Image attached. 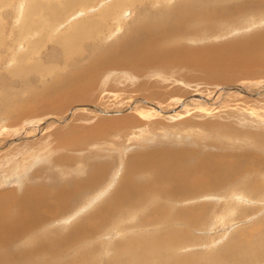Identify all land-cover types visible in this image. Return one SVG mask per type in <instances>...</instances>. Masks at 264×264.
Instances as JSON below:
<instances>
[{
    "label": "bare ground",
    "instance_id": "1",
    "mask_svg": "<svg viewBox=\"0 0 264 264\" xmlns=\"http://www.w3.org/2000/svg\"><path fill=\"white\" fill-rule=\"evenodd\" d=\"M0 1L2 3H6L7 0H0ZM90 1L91 0H59V1L58 0H38V1L28 0L29 7L27 11L29 14H32L31 16H33L34 18L31 16L30 18L34 20L43 19L45 22H50V24L53 22H56L57 25L61 23V21L65 22V26L68 27L71 33L74 32V35L76 37V34L79 33V29L83 26L81 24L80 25H77L75 23L71 24L69 23L67 19L75 11L74 9L76 8L80 9V7L85 8ZM98 1L99 0H93L89 4V6L93 5L94 3ZM204 2H206V4L208 5H210L211 3H215L216 5L219 6V3L215 2V0H204ZM263 2L264 0H261V1L247 0V2H244V0H240L238 1L237 4L229 6V9L231 11L229 10L227 11V16H226L227 20H233L234 11L241 13V19L237 21V26L239 29L235 27L234 36L241 35V31H244L241 28H243L244 26H248L250 29V27L255 25V23L264 22V15H263L264 6H262ZM188 5L190 8H192V10L180 8L176 13L173 12V17L171 19L165 20L163 17L164 16L163 14L156 15L155 17L153 16L149 17L150 21L152 19L159 21L162 26L161 28L157 27L156 24H153L155 20L152 22H148V21L142 20L141 18H138L137 20L134 19L136 20V22L134 21L135 23L133 25V28L137 31V33L133 35L131 39L128 41L122 42L116 46L110 45L107 55L105 57L99 55V57L96 59L97 57L96 56L95 60L90 61L89 64L87 63L85 64L86 61L83 62L85 59H84V56L82 55L83 54V51H82L83 48L81 44L82 41L80 42L81 37H84L82 33H79L81 34V36L80 38L74 39L75 41L68 40V42H63L60 39L56 40L55 43L57 44L60 42L58 46H60L62 49L61 51L59 50V48L57 49L59 51L55 54V56H58V59L56 58L52 59L53 60L52 62L54 63L55 61V63L56 62L59 63V60L63 61L64 62L63 64L66 67L64 68V70H62L59 73L53 72L50 83H47L45 81L46 83L44 84L43 88H41L42 90L40 91L36 89L34 91H31L32 89L28 90L27 95L30 98V100L25 105L24 103H21L22 101L20 102L19 100H20L22 93L26 91V88H23L22 86L24 82L21 81L22 82L21 84L19 81L20 79L24 78L22 75H25V74L27 75L28 73L31 72L30 70L31 68L25 67L22 65V63L24 62V59L27 58L25 55L17 56L18 59H17L16 65L13 66V68L11 67L9 70H7V72L11 74L12 77L19 79L18 83L15 86L17 88L19 85H21V89L19 90L16 89L17 93L15 94V96H10L9 94L2 91L5 85H3V83H0V111L1 113H8L10 110L12 111V114H11L12 121L10 123L11 125L19 121V119L21 118L20 114L22 115V113H17L18 110H21V111L23 109L30 110L31 108H28L31 106L30 104H32L33 110L28 112V117H30V115L33 116L34 114L40 111H46V110H48V112L50 111V113L53 112L59 115L60 112H63V110H65L68 106L74 103H83V102L89 103L92 99V95L91 97L89 95L90 91L94 92V89L96 90L99 87L98 84L96 83V77L99 76L100 74L107 73L108 71L115 72L113 73L115 78L113 79L112 77L113 80L111 82H105V84H107L106 90H108L107 91L108 93L114 94L113 91L121 92L123 88L122 86H124L125 84L123 82V78H128L129 80L128 83H134V84L136 83L137 87L141 89H146V88L151 89L150 92L145 93L141 95L140 97H143V98L145 97L147 100L149 99V101H153V102H156L158 105L159 104L161 105L169 101L168 99L163 101L162 98L166 96L165 92H169L173 88V86L170 84L171 81H169L168 83L163 78H161L157 82L154 83L153 87L149 86L148 84L143 83L142 80H140L138 77L147 75L146 78L149 79L150 77L154 75V72L143 71L142 70L143 67H149V66L156 65V66H153V69H155V68H158L157 66L159 65L160 69L166 68V70L170 72H173L176 70L180 76H182L184 73H189V77H192V82L197 85H200L198 83V80L196 79L199 71L204 70L206 72H209L211 70V67L216 66L220 68L217 70L216 76H215V81L218 83L214 84L215 90L212 91V89H208L205 91V92H211L209 93L208 97H202V98L199 97L201 99L200 102L203 105L206 104V105L212 106V103L215 102V96H214L215 94L217 95V97L224 99V97L227 95L231 96L233 91L235 92L240 91L239 92L240 94L243 93L247 95L248 97L250 94H255V95L257 94L258 97L256 96L257 98H254V99H245V98L243 99L241 97H237V95L236 96L234 95L236 98L235 100H233V104H234L233 110L231 108H222L221 110H225V111H223L222 113L221 111L219 112L220 113L219 117L221 118L220 121H214L213 123L208 122V121L197 123V122H194L193 119H189L190 122H188L187 120H183L179 123L170 125L168 128H165V132H163V129H161V131L165 134L170 133V132H172L173 134L175 133L182 134L183 132L185 136L194 135L195 137H200L205 140L213 139V140L219 141L220 138H224L222 139L224 141L226 139L224 143H229V145L232 147L237 146L238 144H242V143H238V142L230 143L227 140H232V141L234 139L239 140L237 139L239 137H243L249 141H253L255 139H261L262 144H255L252 142L253 146L250 149L254 153H255V150L257 152H262L264 150L263 148L264 147V134L257 133V132L253 133L254 131L253 132H249V131L239 132L238 130H234V129H233L234 131H232L229 129L230 128L229 125H231L230 122L237 119L236 117L238 116L234 112H237L238 108L247 109L250 106L251 107L250 110L254 107L260 108V110L264 109L263 108L264 103L261 102V99H264V90H263L264 87L258 86L260 82L259 83L249 82L246 84L237 83L239 81L237 79L240 76L244 75L245 73L246 74L251 73V69H257L260 75L264 76V35L261 36V34H258L256 30L250 29L249 31H245L244 38L247 40H244V41L231 43V44L224 45V46L222 45L214 46L213 45L210 47L208 46L199 47L197 45H189L188 49H182L181 47H179V42L182 41L183 39L180 35V31L193 27L194 29H193L192 37H197L200 34L204 33L203 26H200V24H202V17L196 16L197 14L194 13V11L200 13V10L204 7L203 2L192 3ZM218 6H215L213 11L210 12L212 14L209 15V18L212 21H214L220 16V13L216 14L217 12H220L218 9ZM220 6L221 8H224L223 4L221 3H220ZM20 7L21 6H19V9ZM111 8L112 7H110L109 9ZM166 11L168 10L166 9ZM255 11L256 13L254 14ZM108 12H110L108 8H106L105 11H102V13H108ZM253 14L256 20L252 18ZM176 15L179 17H184L183 23L188 22L191 19L193 20L194 18V25L193 26L184 25L182 28L181 22H179L178 18L175 17ZM205 17H206V14H205ZM45 27H48V25H46ZM96 27L97 26L93 25V21H92V27H88L86 29L88 30L90 34L92 30L96 29ZM215 28L216 30L214 31V34L219 35V36L221 35L223 31L226 30L225 25H219V26H216ZM109 32L113 33V31L111 30ZM123 34H122V39H123V36H125ZM19 36H22V35H19ZM91 38L93 39L92 36ZM83 46H86V45L84 44ZM90 46H93V44ZM0 48H4V53H5V51L7 52L9 50V44L0 45ZM91 48L93 49V47ZM88 50H91V49H88ZM53 52L55 53L56 50ZM4 53L2 54L4 55ZM3 55L2 56L0 55V62H3L5 59V55L4 56ZM85 57H88V55L87 56L85 55ZM77 58H79L78 59V61L80 60L79 62L77 61ZM75 59H76V62H75ZM81 60L84 64L81 62ZM90 60L92 59L90 58ZM51 65L53 66V64ZM59 65L57 64L53 68L55 69ZM69 68L71 70H74V72L73 73L70 72ZM161 70L164 71V69H161ZM121 72L123 73V76ZM257 76L259 75L255 73V77ZM48 80H50V78ZM166 80H168L167 75H166ZM176 80L180 81V77L178 76ZM176 80H173L172 82L174 83ZM248 81H251V80H248ZM49 85L51 86L49 87ZM118 87L119 88L122 87V88L119 89ZM220 88H223V89L220 90ZM96 99L94 101H96ZM174 100L173 102H176V103L181 102V100H178V99L175 101ZM140 101L141 100H137V101L134 100L132 102L128 101L129 105H131L132 103L133 105H137V108L135 107L131 108V106L133 105L130 106L129 108L130 111L128 112L129 114L119 116V117L114 116V118L111 117V118L101 119V121L96 125V127L93 130H91V134L94 136H88V134L86 133L87 131H76V132H73L67 140L56 141L55 143H53V147L51 149L53 151L54 150L55 151L66 150L67 152L81 151L82 149L85 148L86 143L96 142L97 138L95 137L103 136V133L109 132V131H106V132H103V131L108 130V129H113L108 133L110 136L114 135L117 137L120 136L121 133L129 129L127 131L128 133L127 132L126 133L129 136L131 135V137L134 136L132 138L133 140L131 139L133 143L138 140L148 139V137H150L149 140L154 139L156 136L154 137L149 136L151 135L150 133L146 135L147 133L146 129L139 130L138 133H136L135 131H131V128H134V130L137 128H140L141 126L140 120L143 121V118L146 117L144 115H143L144 117H141V115H139V114H143V112L145 111L143 108L140 109V106H139ZM142 101L143 103L147 102L145 99H143ZM186 104H187L186 102H183L182 106L186 107ZM236 105H238L239 107L236 108L235 107ZM188 106H190L191 108L199 107L197 105L195 106L188 105ZM95 109L99 111L100 107L99 109L98 108H95ZM165 109H168V108L165 107ZM157 110L161 112V109L159 107H157ZM198 110H200L201 112H206L207 113L206 115H209L212 113V112H208L204 108H201ZM209 110H216V108L211 107ZM162 111L164 112L163 109ZM251 111L253 112V109ZM100 112L104 113L102 110ZM239 112L243 113L242 115H245L248 118H255L253 122L258 120L257 118H259L257 113L248 112L249 114H244L245 111L243 112L242 110L241 111L239 110L238 113ZM38 114H41V113H38ZM134 115L137 118H135ZM22 116L25 117V115H22ZM183 117L185 116H182L181 118ZM240 119L243 120L242 121L243 123L244 118H240ZM170 120H174V118ZM51 125L53 124L51 123ZM60 129H57L54 132H57ZM211 132H213L215 136L213 135L211 137ZM60 138L61 136L58 137V139ZM119 138L121 140V136ZM174 140H176V137ZM205 140H203V142H205ZM208 140L207 142L209 143V146L213 144L215 146H219V147H214L217 150L222 149L223 144L217 145L215 143L209 142ZM139 142L140 141H138V143ZM203 142H202V145L205 147H208L205 143L203 144ZM155 144L157 143L152 144V146H149V149H145L142 152L137 151V153H132L130 155L125 156L126 160L124 161L125 162L123 166L124 168L122 167L123 168L122 173H120V175L118 174L119 177L118 175L109 176L112 173L111 172L112 168L110 169L107 165L106 166L94 165L89 170V175L87 178L72 180L73 181L72 187H74L71 189L72 192L68 189L69 187L68 185L65 186L63 184V186L60 187L59 190H57V192H55L56 194L53 195V193H51L52 196L54 197L53 199L55 200L54 204H59V206L45 205V202L47 203V201H50V199H47L48 195L51 196V194L47 193L48 190L45 188L26 187L25 189L20 190L19 192H16L17 191L16 189L1 191L0 192V264H51L49 262L51 260L48 261L47 259H45L46 253L40 254L42 252H46L45 249L42 247H38L39 249L34 248L33 250L35 249H38V250L33 251V252H29L27 250L22 252V250H24L27 247L30 249L31 246H36L34 245L36 240L32 238H34L36 235L41 234L45 230L52 229V226L54 225L53 221L58 220L57 222H59V220L64 218L65 216L68 219L72 217V215L76 214L77 212H80L81 209H77L78 211L73 212L71 210L73 209V207L65 206L67 203H71L72 206H76L75 208H78L80 204H88V206L94 205L97 201L102 200L104 198L103 193L106 190L107 191L110 190L105 195V197L110 198L108 199L110 203H107L105 200L102 201L104 202V204H102L104 207L101 208V210L100 209L98 210L97 209L98 207L94 208L90 216L88 217V220H91V221L93 219L95 221L97 220V223L99 225H103V227H105V229L103 228L104 230H106V234L104 233L105 235H107L108 232L112 230L110 228V225L108 224L109 226L107 227V223L105 222L106 219H107V222L109 221L107 217L113 216L119 210L121 211L123 208L120 206L124 204H131L132 209L129 211H134L136 214H139L136 212V210L143 209L145 210L144 211L145 216H142L145 218L144 222L152 219L155 223V225H153L152 222H147L145 226H142V229L146 232L144 236L147 238V240L151 238V235L154 234V231L160 232L163 230L168 236V237L162 236L160 238H157L155 240L154 245H141V248L143 249L152 248L155 251H146L144 253H141V252L138 253L135 249L128 248L124 245H120L122 246V248H119L117 246L115 248V252H116L115 255L117 254L119 256H124L125 259L128 258L129 260L133 262L132 264H154V258L152 254L158 253L161 250H162L161 251L162 253L163 251H167V252L171 251L172 253L171 255L177 254V252L175 251H179L180 241L187 239L185 234L188 231V229L193 228V227H198L199 221L202 220V218L206 214H208V212H211V209L208 210L207 207H204V205L207 204L205 203L206 201H210L214 199L217 200L219 199L218 197H220L219 195L222 194L223 203L218 204V205L219 207H222L223 209L225 208V205H223L225 202L229 201V203H231L230 202L231 200L237 201L238 198L236 199L235 197L236 192L241 193V191L237 189L236 190L227 189V184L232 179L236 177L241 178V176H250L252 178V184L248 186L241 185L238 188L247 187L248 189L246 193L251 196L252 200H258L259 198L264 196V179H261L262 177H264V173H261L258 170L257 157L256 155L253 154V152L248 148V146L245 143H243V145L245 146L244 147L245 151H241L238 153L212 152L215 154L204 153L203 156L199 154L196 148L194 149L184 148L179 143L178 144L179 146H181V148H178L179 146L177 142L176 144L178 147H173V148L153 146ZM35 145L42 146L43 142L38 141L35 143ZM108 146H109V143H108ZM225 147L224 149L227 150ZM261 147L263 148L262 150H260ZM48 148L49 147L45 149H48ZM237 150H239V148ZM227 151H230V150H227ZM74 159L75 158L69 155L60 156V157L58 156V158L57 157L53 158V160L50 162V165L55 166L57 164V167L58 165L60 167H63V164L64 165L67 164L70 166L72 160ZM120 162L122 165L123 161L121 160ZM69 166L67 167L68 170L70 172H73V168ZM89 166L90 164L88 165V167ZM81 167L82 166L79 164V166L77 167L78 172L81 171ZM118 172H121V168ZM53 176H56V175H53ZM108 178H112L110 182L111 184L109 182H108L109 184H107ZM103 186L105 187H104V190L102 191ZM152 186L155 188L152 189L151 188ZM147 189H149V191ZM100 191H102V193ZM261 192H263V196L262 194H260ZM51 201H52V198H51ZM146 202H149L150 204H152L151 202H154L155 206L157 207L162 206L161 208H159L160 210L166 209L168 208V206H172V207L176 206V211L172 214L168 213L166 210L163 212H159L158 211L159 209L152 208L153 205L149 206L148 204H146ZM148 207H150V209ZM123 211H126V210H123ZM126 215H128L127 212H126ZM208 215H210V213ZM102 216H106V217H104V219L102 220L103 218ZM9 218H11V221L9 220ZM177 222L183 223L182 224L183 229L176 230L178 228ZM78 225H80V223ZM83 226L85 227V224H83ZM207 227L209 228L211 227L210 223ZM54 229H57V227ZM81 229L82 231H80ZM81 229L78 230L79 232H74L75 230H72V232L74 233H72L71 236H69V234L68 235L66 234V232L68 231L67 229H66L67 231L63 229H59V228L57 229L58 235L65 237V246H69V249H67L68 251H70L72 248L78 247L80 243L84 242L85 239L90 237L91 233L88 234L85 228H81ZM129 232L134 233L136 232V230L135 229L130 230L127 233ZM127 233H125L124 235H126ZM97 234L100 235L96 231V234H94V236ZM178 234H181V237L177 236ZM45 235L46 234H44V238H45ZM122 238H125V237H122ZM67 240H70V242H67ZM51 241L52 240H50V242ZM175 241H177V243ZM261 241L263 240L261 239ZM58 244L63 246L64 241H61L60 243L58 242ZM59 245H58L57 250L60 252L55 251L57 255H60V253L66 252V251L62 252L61 251L62 247L60 248ZM90 250H93V249H90ZM15 252H20V253L15 254ZM10 253H12L13 255L12 256L9 255ZM63 255L64 257H67L66 254H63ZM114 258L116 257L114 256ZM186 258L188 257H185L184 259L183 258L182 259L185 261ZM59 260H62L63 261L62 264H65L64 258H59L58 261ZM184 261H182L181 259H176V258L173 259V263L184 264ZM76 262H73L72 264H83L81 262L79 263H76ZM158 263L160 264V262ZM167 264H171V263L168 262Z\"/></svg>",
    "mask_w": 264,
    "mask_h": 264
},
{
    "label": "rangeland",
    "instance_id": "2",
    "mask_svg": "<svg viewBox=\"0 0 264 264\" xmlns=\"http://www.w3.org/2000/svg\"><path fill=\"white\" fill-rule=\"evenodd\" d=\"M92 1L93 0H91L85 8L80 7V9L79 8L74 9L75 11L67 19L69 23L71 24L75 23L77 25L81 24L83 26L79 29V33H82L84 36V37H81L80 42L82 41L81 43L82 48H83L82 55L84 56V59H85V60L83 59L84 60L83 62L86 61L85 64L86 63L89 64L90 61L95 60L96 56H97L96 59L99 57V55L105 57L107 55L110 45L116 46L122 42L130 40L131 37L137 33V31L133 28V25L138 18H141L144 21L152 22L155 20V19H152L153 17L159 14H163L164 15L163 17L165 20L171 19L173 17V12L176 13L180 8L192 10V8H190L188 5L192 3L203 2L204 7L200 10V13L196 11H194V13L197 14L196 16L202 17V24H200V26H203L204 33L200 34L197 37H192L193 29H194L193 27L180 31V35L183 39L182 41L179 42V47H181L182 49H188L189 45H197L199 47H203V46L210 47L213 45L214 46H220V45L224 46V45H228L231 43L244 41V40H247L244 38L245 31H249L250 29L256 30V32L258 34H261V36L264 35V29H263L264 22H260V23H255V25L250 27V29L248 26H244L243 28H241L242 30H244V31H241V35L234 36L235 34L234 29L235 27L238 28L237 21L241 19V13L234 11L233 20H227L226 16H227V11L228 10L231 11L229 9V6L237 4L238 1L240 0H215V2L219 3V6L216 5L215 3H211L210 5H208L206 4V2H204V0H179V1L178 0H166V1L165 0H143V1L142 0H99L98 2L89 6V4ZM244 2H247V0H244ZM220 3L223 4L224 8H221ZM0 4H1L0 6V31H1L0 45L9 44V50L7 52L5 51V53H4V48H0V55L2 56L3 55L2 53H4L5 55L4 61L0 62V83H3V85H5L4 89L2 90L3 92L9 94L10 96H15V94L17 93L16 89L17 90L21 89V85H19L16 88L15 85L18 83L19 79L12 77V75L9 74L7 70H9L11 67L13 68V66L16 65L17 59H18L17 56L25 55L27 58L24 59V62L22 63V65L25 67L31 68L30 69L31 72L28 73L27 75L26 74L22 75L24 78L20 79L19 81L21 84L22 82H24L22 86L23 88H26V91L22 93L20 100H19L20 102L22 101L21 103H24L25 105L30 100V98L27 95L28 90H31V89H32L31 91H34L35 89L39 91L42 90L41 88H43L46 82L50 83L53 72L59 73L62 70H64V68L66 67L63 64L64 63L63 61L59 60V63L58 62L55 63V61L54 63L52 62L53 61L52 59H55V58L58 59V56H55V54L59 50L61 51L62 49L60 46H58L60 42L56 44L55 41L59 39L62 40L63 42H68V40L75 41L74 39L80 38L81 34L77 33L75 37L74 32L71 33L68 27L65 26V22L63 21H61V23L57 25L56 22H53L50 24V22H45L43 19H35V20L31 19L30 16L32 14H29L27 11L29 7L28 0H12V1L7 0L6 3H2L0 1ZM157 4L158 5L160 4V5L158 6ZM19 6H21L20 9H19ZM215 6H218V9L220 12H217L216 14L220 13V16L214 21H212L210 20L209 15L212 14L210 12L213 11ZM262 6H264V2ZM110 7L112 8L109 9ZM106 8H108V10L110 11L108 12L109 14L102 13V11H105ZM166 9L168 11H166ZM255 13L256 11L254 12V14ZM205 14H206V17H205ZM254 14L252 15L253 19H255ZM263 15H264V10H263ZM151 16L153 17L151 18L152 20L150 21L149 17ZM175 17L178 18L179 22H181L182 28L184 25H188V26L194 25V18L193 20L191 19L190 21L183 23L184 17H179L177 15ZM92 21H93V25L97 26L96 29L98 28L99 29L98 30L94 29L89 34L86 28L92 27ZM24 24L27 27H25ZM153 24H156L157 27H160V28L162 27L160 22L157 20H155ZM46 25H48V27H45ZM219 25H225L226 27V30L223 31L220 36L214 34V31L216 30L215 27ZM6 27L7 28L9 27V28L7 29ZM110 30L113 31L114 34L112 32L110 33L109 32ZM18 34L22 36H19ZM122 34L125 35L123 36V39H122ZM90 35L93 37V39L91 38ZM84 44L87 47L83 46ZM92 44L93 46H90ZM91 47H93V49ZM58 48L59 50H57ZM88 49H91V50H88ZM55 50L56 52L54 53L53 51ZM89 51L91 52V54ZM85 55L86 56L88 55V57H85ZM90 58L92 60H90ZM78 59L79 58H77V61ZM49 60L51 63L49 62ZM75 62H76V59H75ZM51 64H53V66ZM57 64L58 65L60 64L58 66L60 68L57 67L59 70L57 68L55 69L53 68ZM153 66H156V65H153ZM153 66L142 68L143 71L154 72V75L152 77L147 79L146 78L147 75H144V76H139L138 78L142 80L143 83H146L152 87L154 83L157 82L161 78H163L168 83L169 81H171L170 84L173 86V88L169 92H165L166 96L162 98L163 101L166 99H168L169 101L161 105L160 104L158 105L156 102L149 101V99L147 100L145 97L144 98L140 97L141 95L150 92L151 89L149 88L141 89L137 87L136 83L135 84L128 83L129 82L128 78L122 77L123 82L125 84L124 86H122L123 88L118 87L119 89L122 88L121 92L113 91L114 94L108 93L107 92L108 90H106L107 84H105V82H111L115 78V76L113 75V73L115 72L108 71L107 73L100 74L97 77L95 76L96 83L98 84L99 87L96 90L94 89V92L90 91L89 93L90 97L92 95V99H91L92 102L90 101L91 103L90 102L89 103L88 102L74 103L68 106L65 110H63V112H60L59 115L53 112L50 113V111L48 112V110H46V111L38 112L41 114L36 113L33 116L30 115V117H28V112L33 110V106L32 104H30L31 106L28 107V108H31L30 110L23 109L22 111L18 110L17 112V113H22V115H25V117L20 114L21 118L19 119V121L11 125L10 123L12 121L11 119L12 111L10 110L9 111L10 113L8 112L9 114L1 113L0 111V192L5 191V190L7 191L10 189H16L17 190L16 192H19L20 190H23L26 187H31V188L40 187V188L47 189L48 194L53 193L54 195L56 194L55 192H57V190H59V188L63 186V184L65 186L68 185L69 186L68 189L71 191V189L74 188L72 187V182H73L72 180L87 178L89 175V170L91 169L92 166L94 165L106 166L107 165L110 169L112 168V171H111L112 173L109 176H113V175L116 176L118 174L120 175V173H122V170L124 168L123 167L125 164L124 161L126 160L125 156L130 155L132 153H137V151L142 152L145 149H149V146H152V144L154 143H157V144L153 146H160V147H172L173 148V147H178L179 144H181L182 147L184 148H192V149L196 148L201 156H203L204 153L215 154L212 152L238 153L241 151H245V148H244L245 146L243 145V143H245L249 149L253 146L252 142L255 144H262L261 139H255L253 141H249L243 137H239L237 138L239 140H236V139H234L233 141L227 140L230 143H233V142L242 143V144H238L237 146L232 147L229 145V143H224L226 141V139L225 141L222 140L224 138H220L219 141L213 140V139L211 140L207 139L209 142L215 143L217 145L223 144L222 149L217 150L214 147H219V146H215L213 144L209 146V143L207 142V140L202 139L200 137H195L194 135L185 136L183 132H182L183 135L180 133L173 134L172 132L167 133V134L163 133L165 132V128H168L170 125L179 123L183 120H187L188 122H190L189 119H193V121L197 123H202L205 121L213 123L214 121H220L221 118L219 117L220 115L219 112L221 111L222 113L223 111H225V110H221L222 108H231L233 110V106H234L233 100H235L236 95L237 97H241L243 99L244 98L254 99V98H257L258 96L257 94L256 95L250 94L248 97L247 95L243 93L240 94L239 93L240 91L238 92L233 91L231 96L227 95L224 97V99L217 97V95L215 94L214 95L215 102L212 103V106H209L206 104L203 105L200 102L201 99L199 97L201 98L208 97L209 93H211V92H205L208 89H212V91L215 90L214 84L218 83L215 81V76H216L217 70L220 69L219 67H216V66L211 67V70L209 72L200 70L196 78L200 85H197L192 82V77H189V73H184L182 76H180L176 70L173 72H170V71H167L166 68H161V69H164V71H162L159 65L157 66L159 69L158 68L153 69ZM56 69L58 72L56 71ZM69 71L72 73L74 72V70H71L70 68H69ZM255 73H257L259 76L255 77ZM121 74L123 76L122 72ZM166 75L168 76V80H166ZM178 76L180 77V81L176 80ZM49 78L50 80H48ZM173 80H176V81L173 83L172 82ZM237 80H239L237 82L238 84H246L249 82L250 83L260 82L258 86L264 87V76L260 75L257 69H251V73L249 74L245 73L244 75L240 76ZM248 80H251V81H248ZM50 86L51 85H49V87ZM223 88H220V90ZM238 94H240L241 96ZM95 99L96 101H94ZM143 99H145L147 102L143 103L142 101ZM174 99L181 100L182 103L186 102L187 103L186 107H183L181 102H180L181 104L179 102L178 103L173 102ZM134 100L142 101V102L140 101L139 106H140V109L143 108L145 111L143 112V114H139V115H141V117H144V116L146 117L143 118V121L140 120L141 122L140 128H137L135 130L134 128H131V131H135L136 133H138L139 130L146 129L147 131L146 135L150 133L151 135L149 136H153V137L156 136L154 139L149 140L150 137H148V139H145V140H138L140 141L139 143L138 141H136L137 143L136 142L133 143L132 138L134 136L131 137V135L129 136L127 134L128 133L127 131L129 129L121 133L122 135L120 134L121 140L119 138L120 136L118 137L114 135L110 136L108 133L113 129H108V130L103 131V132L109 131L107 133L101 132L103 133V136L95 137L97 138L96 142L86 143L85 148L82 149L81 151L67 152L66 150H60V151L54 150L53 151L51 149L53 147V143H55L56 141L67 140L71 136V134L76 131H87L86 133L88 134V136H94L91 134V130H93L96 127V125L101 121V119H106V118H111V117L114 118V116L119 117V116L129 114L128 113L130 111L129 108L131 105H133V103L129 105L128 101L132 102ZM261 102L264 103V99H261ZM188 105H192V106L197 105L199 107L191 108ZM134 107L137 108V105L131 106V108H134ZM157 107L161 109V112H163L162 111L163 109L164 112L163 113L159 112V110H157ZM165 107L168 109H165ZM211 107L216 108V110H209ZM235 107L238 108L239 106L236 105ZM95 108H98L99 111L96 110ZM201 108H204L208 112H212L213 114L211 113L209 115H206L207 114L206 112H201L200 110H198ZM250 108L251 107L249 106L247 109L238 108L237 110L238 111L242 110L243 112L245 111L244 114L257 113V115L259 116V118H257L258 120L253 122L255 118H248L245 115H242L243 113L241 112L238 113V111L234 112L236 111L234 110L233 112L237 114L238 117H236L237 119H235L234 121L230 122L231 123V125H229L230 130L232 131L238 130L239 132H244V131L253 132L254 131L253 133L257 132V133L264 134L263 133L264 132V109L260 110V108L254 107L252 108L253 109V112H252L251 111L252 109L250 110ZM101 110L104 113L100 112ZM182 116H185L183 117L184 119L181 118ZM135 118L137 117L135 116ZM172 118H174V120H170ZM240 118H244L243 123H242L243 120ZM51 123L53 125H51ZM57 129H60V130L57 132H54ZM161 129H163V132L161 131ZM213 135L214 133L211 132V137ZM59 136H61L60 139H58ZM175 137H176V140H174ZM203 140H205V142H203ZM38 141H42L43 145L42 146L35 145V143ZM176 142L177 144L179 143L178 146ZM202 142L203 144L205 143L208 147L203 146ZM108 143H109V146H108ZM47 147L49 148L45 149ZM224 147L230 151L225 150ZM262 147L260 150L264 148ZM178 148H181V146H179ZM236 148L237 149L239 148V150H237ZM253 154L256 155L257 157L258 170L261 173H264V157H263L264 150L262 152H257L255 150V153L253 152ZM66 155H69L75 158L74 159L75 161L72 160L71 162L72 165L70 164L69 166L66 164L67 165L66 166L63 164V167H60L59 165L57 167V164L55 166L50 165V162L53 160V158H56V157L58 158V156L60 157V156H66ZM121 160L123 161L122 165L120 162ZM79 164L82 166L80 172H78V169H77ZM89 164L90 166L88 167ZM68 166L73 168V172H70L68 170L67 168ZM120 168H121V172H118ZM53 175H56V176H53ZM111 179L112 178L107 179V184L111 182ZM261 179H264V177H262ZM250 184H252V178L250 176H241V178L236 177L232 179L227 184V189L228 190L237 189L241 191V193L236 192V195L234 194L236 199L238 198L237 201L231 200L230 201L231 203H229V201L225 202L223 204L225 205L224 209L222 207H219L218 205V204L223 203L222 194L219 195L220 197H218L219 199L221 198L220 200L214 199V200L206 201L205 203L207 204L204 205V207H207L208 210L211 209L212 213L208 212V214L210 213V215L206 214L202 218V220L199 221L198 227H193V228L188 229V231L185 234L187 239L180 241L179 251H175L177 252V254L171 255L172 254L171 251H168V252L163 251L162 253L161 252L162 250L158 253L152 254L154 258V264H159L158 262H160V264H165V263L167 264L168 262H170L171 264H180V263H173V259L176 258V259H181L182 261H184L183 259L185 257H188V258H186V260L184 261V264H264V196H263V192L260 193L262 194L263 197L259 198L258 200H252L251 196L246 193L248 189L247 187L238 188L241 185L248 186ZM104 187L105 186H103L102 191L104 190ZM151 188L154 189L155 187L152 186ZM149 189L147 190L149 191ZM102 191L100 192L102 193ZM109 191L107 190L104 191L103 193L104 198L102 197L103 199L97 201L94 205L88 206V204H80L78 208H75L76 206H72L71 203H67L65 206L73 207V209H71L73 212L78 211L77 209H81L80 212H77L76 214L72 215V217L68 219L65 216L64 218L60 219L59 222H57L58 220L53 221L54 225L51 223L53 225L52 229L45 230L46 233L45 231H43L41 234L36 235L34 238H32L36 240V242L34 243V245L36 246H31L30 249L27 247L24 250H22V252H24L25 250L29 252H33V251H37L39 249L38 247H42L45 249L46 252H42L40 254L46 253L45 259H47L48 261L51 260L49 261L51 264H62L63 261L62 260L58 261L59 258H64L65 264H72L73 262H76V261H77L76 263L81 262L83 264H112V262L113 264L115 263L116 264H122V263L132 264L133 262L129 260L128 258L125 259L124 256H119L117 254H116L117 256L115 255L116 253L115 248L117 246L119 248H122V246L120 245H124L128 248L135 249L138 253L139 252L144 253L146 251H155L152 248L143 249L141 248V245H154L155 240L157 238H160L162 236H166V237L168 236L163 230L160 232L154 231V234L151 235V238L147 240V238L144 236L146 232L142 229V226H145L147 222H152L153 225H155V223L152 219L144 222L145 218L142 216H145L144 215L145 210L143 209L136 210V212L139 213V214H136L134 211H129L132 209L131 204H124L120 206L123 209L121 211L120 210L117 211L116 214H114L113 216L107 217L109 219L108 222H107V219L105 221L107 223V227L110 225V228L112 229L108 232L107 235H105L106 234V230H104L105 227H103V225H99L97 223V220L96 221L94 219L92 221L88 220V217L90 216L94 208L98 207L97 209L101 210V208L104 207L102 205L104 204V202L102 201L105 200L107 203H110L108 201V199L110 198L105 197L106 193H108ZM51 196L48 195L47 199H50L51 201V198H52L53 202L51 201L50 203V201H47V203L45 202V205L59 206V204H54V201H55L53 199L54 197L53 196L51 197ZM151 203L152 204H150L149 202H146V204H148L149 206L153 205L152 208H155V209H159L162 207V206H159V207L155 206L154 202H151ZM148 208L150 209V207ZM123 210H126V211H123ZM165 210L168 213L172 214L176 211V206L174 207L168 206V208L161 209V210L159 209L158 211L163 212ZM126 212L128 213V215H126ZM102 217H103L102 218L103 220L104 217L106 216H102ZM9 220L11 221V218H9ZM79 223L80 225H78ZM177 223H178L177 225L178 228L176 230L183 229L182 228L183 223L182 222H177ZM209 223L211 225L210 228L207 227ZM83 224H85V227L83 226ZM80 226L81 228H85L88 234L91 233L90 237L85 239L84 242L80 243L78 247L72 248L70 251H68L67 249H69V246H65V237L59 236L57 233V229L59 228L65 231L68 230L66 234L67 235L69 234V236H71L72 233L79 232L78 230L81 229ZM53 227L54 228L57 227V229H54ZM134 229L136 230V232L127 233L128 231L134 230ZM72 230H75V231L72 232ZM80 231H82V229ZM96 231L100 235L97 234L94 236V234H96ZM125 233L127 234L124 235ZM44 234H46L45 238H44ZM260 234L261 236L263 235L262 238ZM177 236L181 237V234H178ZM122 237H125V238H122ZM261 239L263 241H261ZM50 240L52 241L50 242ZM61 241H64L63 246L58 244V242L60 243ZM67 242H70V240H67ZM175 242L177 243V241ZM58 245L60 248L62 247L61 248L62 252L64 251L66 252L60 253V255H57L55 251H58L57 250ZM34 248H38V249L33 250ZM90 249H93V250H90ZM19 253L20 252H15V254H19ZM63 254H66L67 257H64ZM9 255L12 256L13 254L10 253ZM114 256L116 258H114ZM121 258L123 259V261Z\"/></svg>",
    "mask_w": 264,
    "mask_h": 264
}]
</instances>
